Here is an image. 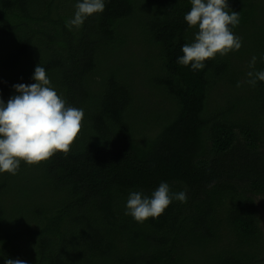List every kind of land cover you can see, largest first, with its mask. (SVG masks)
Listing matches in <instances>:
<instances>
[{
	"label": "trees",
	"instance_id": "1",
	"mask_svg": "<svg viewBox=\"0 0 264 264\" xmlns=\"http://www.w3.org/2000/svg\"><path fill=\"white\" fill-rule=\"evenodd\" d=\"M77 2L0 0V98L41 64L84 111L66 156L0 173V264H264V0H228L242 47L202 70L177 63L190 0H105L79 28ZM161 182L187 202L125 215Z\"/></svg>",
	"mask_w": 264,
	"mask_h": 264
},
{
	"label": "clouds",
	"instance_id": "2",
	"mask_svg": "<svg viewBox=\"0 0 264 264\" xmlns=\"http://www.w3.org/2000/svg\"><path fill=\"white\" fill-rule=\"evenodd\" d=\"M190 3L184 20L198 31L191 43L182 46L183 55L177 58L179 65L202 70L205 61L242 47V38L232 30L240 23L239 13L229 8L228 0H190ZM75 9L68 26L79 28L89 16L105 10V0H78ZM256 61L253 56L249 62L253 70L247 73V83L252 86L264 81V70H255ZM32 78L35 83L13 85L18 94L7 103L0 98V173L16 175L22 161L34 166L47 162L56 153L66 156L82 132L83 109L69 105L57 93L41 64L35 67ZM240 86L238 82L237 87ZM173 200L187 202L186 192L173 193L167 182H161L150 197L131 192L125 215L144 223L162 215ZM5 264H26V261L5 258Z\"/></svg>",
	"mask_w": 264,
	"mask_h": 264
}]
</instances>
